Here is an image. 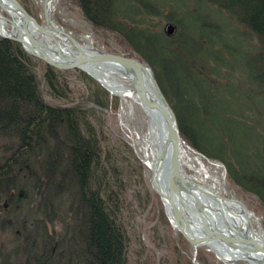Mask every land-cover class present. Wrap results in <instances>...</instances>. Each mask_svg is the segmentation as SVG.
<instances>
[{
  "label": "trees",
  "instance_id": "trees-1",
  "mask_svg": "<svg viewBox=\"0 0 264 264\" xmlns=\"http://www.w3.org/2000/svg\"><path fill=\"white\" fill-rule=\"evenodd\" d=\"M74 1L91 26L114 32L130 56L134 52L151 66L175 112L181 137L208 158L220 160L227 180L252 193L264 212V118H257L254 105L249 103L236 113L224 112L231 119L226 130L215 115L217 109L226 107L217 104L220 94L216 88L234 90V85L239 86L237 81L242 82L248 96L259 91L264 95V0H188L192 6L200 4L206 14L211 8L226 15L238 29L247 52L236 68L206 64L204 79L189 82L187 87L173 80L172 71L163 63L167 53L183 58L178 48L184 28L180 12H176L181 9L171 0L146 10L141 0H122L116 8L115 0ZM133 4L141 8L130 10ZM160 6L175 17L167 21L178 32L169 35L161 27L152 30L146 19L137 18L141 13L146 17L160 15ZM206 22L202 20V29H208ZM193 38L196 42L197 34L193 33ZM199 40L204 48L212 46L208 34ZM214 55L212 47L205 52L207 60ZM32 58L18 42L0 38V232L5 233L3 216L8 217L9 211V215L18 212L16 229L22 232H13L11 249L19 245L12 249L15 258L8 259L0 251V264H130L128 236L119 219L122 172L87 117L95 108L84 104L105 109L106 92L77 70L93 88L87 101L50 104L43 97L42 86L51 96L62 99H66L69 86L62 79V70L35 58L43 65L38 78ZM249 121L255 126L246 129ZM137 167L142 171L140 165ZM28 184L30 192L25 190ZM23 207L25 216H31L32 209V219L20 216ZM160 218L165 221L161 210ZM55 222L59 223L57 230ZM178 234L185 255L175 248L174 264H193L190 245ZM209 257L214 258L198 250L196 260L209 264Z\"/></svg>",
  "mask_w": 264,
  "mask_h": 264
},
{
  "label": "rangeland",
  "instance_id": "rangeland-1",
  "mask_svg": "<svg viewBox=\"0 0 264 264\" xmlns=\"http://www.w3.org/2000/svg\"><path fill=\"white\" fill-rule=\"evenodd\" d=\"M17 1L39 23H43L42 0ZM120 1L122 0H115V8L117 6L120 7ZM141 1L146 3V5H143V10H146L148 7L151 8L153 5L165 4L170 0ZM171 1L175 7L178 6L176 9H181L176 12H180L179 17L182 19L184 28L182 32L183 39L178 48L183 53V58L180 59L178 55L174 57L172 53L171 57H169L170 53H167V56H165L167 60L163 61L165 66L172 71L173 80L182 82V84L187 87L189 82H199L201 79H204V67L206 64H211L216 68H220L224 65H231L233 68H236L243 62L247 52L245 44L243 43V39L237 35L238 29L229 22L226 15H219L211 8H208L210 10H207L208 14H206L201 10L200 4L195 3L196 5L192 6V2L188 0ZM51 2L52 3L49 4V13L54 25L74 38L77 42L89 44L93 48L101 51L129 54L120 36L109 30L91 26L83 17L74 0H52ZM140 8L141 7L135 6L134 4L130 6V10H137ZM186 9H190V11L186 12ZM0 12L6 16L1 7ZM159 12L160 15H151L150 17H146L141 13L137 18L146 19V22L152 30L161 27L164 33L167 32L169 35L178 32L179 30L176 27L172 32L169 31L171 23L167 21V18L173 19L175 17L169 14L168 9L161 7ZM202 20L207 21L208 29H202ZM4 28L6 31L10 30L7 24L4 25ZM189 33L190 35L187 38L186 35ZM193 33L197 34L196 42L191 39L193 38ZM202 34L211 36L212 46H207L205 48L201 46L199 37ZM211 47L215 50V55L211 60H207L205 52L211 49ZM130 54L132 57L140 58V56L134 52H130ZM35 58L31 60L35 65L34 72L39 78L40 72L43 70V65L37 60L38 58ZM76 71L77 70L72 69L62 70V79H64L69 86L66 99L51 96L45 87L42 86L44 99L50 104L58 105L87 101L85 98L89 93V89L93 88L87 80L82 78L81 73L90 78L93 83H96L106 92L107 107L105 109H99L95 107L94 104L88 102L84 104L88 108L91 106L95 108L96 111H94V113H88L89 115H87V117L99 137V132L101 133L100 139L103 141L104 148L108 151L112 162L120 168L122 172L124 189L123 198H121L119 219L128 236V262L130 264H174L175 248L182 254L184 247L180 244L178 231L172 226L166 211L164 212L163 204L150 187V170L144 163L146 157H144L142 149L146 145L145 134L148 123L146 111L138 102L130 98L112 95L89 74L81 70H79L81 73ZM121 80L124 85L129 86L127 80ZM234 82L239 84V86H233L234 90L227 91L224 87L216 88L220 94L218 97L220 99L217 101V104L223 103L226 107L217 109L215 115L219 118L222 127L226 130L231 125V119L226 118L224 112L233 111L236 113L240 108L245 109L246 105L249 103L254 105L257 118H264V95L262 91H259L253 96H248L242 82ZM225 91H227V95H221V92ZM254 126V123L249 121V123L245 125V128L251 129ZM189 153L187 156L185 154L182 156V161L184 162L183 168L186 170L187 174L193 177L195 182L207 183L209 185L214 184L217 189L226 196L223 188L224 183L233 196L241 200L247 206L248 210L251 212L253 227L264 241V212L258 207L255 196L248 191H243L238 184L231 180H227L225 165L220 160L207 158L204 155H200V153L196 154L193 150H189ZM192 153L198 156L200 155L199 157L204 161L209 173L212 176H216L217 179L220 180L219 182L213 183L211 179H208L207 182H202L198 178L200 175L191 170V168L198 166V163L191 155ZM188 159L190 162L187 163L186 160ZM208 159L212 162L222 163V165L218 167L213 166V164L209 163ZM137 164L140 165L142 171L138 169ZM25 190H28L27 192L31 191L29 184L28 189L25 187ZM154 195H156L157 198H155ZM27 199L30 198L27 196ZM5 207H7L6 203ZM24 207L20 212V216L32 219V209L31 212L28 213L31 216H25L23 214L25 212ZM160 210L162 211L165 221L160 218ZM9 213L10 211L7 212L8 217L3 216V218H5L3 221L5 224V233L0 232V251L4 253L8 259H11L10 257L14 259L13 250L19 245L12 247L13 250L11 249V244L13 245L12 239L14 237L13 232L17 234H22V232L16 229L18 225L17 219L19 218L18 212L12 213V215H9ZM6 223H11L9 226L10 228H6ZM28 226L30 227V224H28ZM58 228L59 223L55 222L54 229L57 230ZM20 248H22V245ZM189 250V253L192 255L194 249L190 246ZM198 250H202L206 255L211 254L214 257H209V264H231L228 261L219 259L213 252L206 248H198L197 253ZM182 255H185V253ZM0 258H2V256H0ZM9 263L14 264V261H9ZM235 264L249 263L245 260H238Z\"/></svg>",
  "mask_w": 264,
  "mask_h": 264
},
{
  "label": "water",
  "instance_id": "water-1",
  "mask_svg": "<svg viewBox=\"0 0 264 264\" xmlns=\"http://www.w3.org/2000/svg\"><path fill=\"white\" fill-rule=\"evenodd\" d=\"M5 1L12 6L10 8L18 20L0 12V38L18 42L25 53L58 70L72 69L86 73L84 67L87 66L114 67V71L129 82L130 89L135 92L137 100L159 130L160 144L153 160V169L149 168L150 187L163 204L164 212L169 208L172 213V226L194 249L192 263L198 264L197 249L206 248L224 261L229 260L220 257L218 252L233 253L230 255L249 264H264V241L253 227L247 206L233 194L228 193L229 198L226 199L211 192L184 171L181 149L183 146L191 147L181 137L175 112L165 99L149 64L118 52L85 50L74 38L52 23L49 0H42L43 23L31 16L17 0H0V3ZM5 24L9 26V31L4 29ZM169 31H172V26H169ZM59 34L66 36L72 49L58 39ZM38 36L50 39L54 47L46 45ZM200 194H203V199ZM225 199H230L241 208L245 225L242 222L230 224L225 217L220 218L223 216L221 211L214 206H207L206 201L220 204ZM231 264H235L234 260Z\"/></svg>",
  "mask_w": 264,
  "mask_h": 264
},
{
  "label": "bare ground",
  "instance_id": "bare-ground-1",
  "mask_svg": "<svg viewBox=\"0 0 264 264\" xmlns=\"http://www.w3.org/2000/svg\"><path fill=\"white\" fill-rule=\"evenodd\" d=\"M49 1H50L49 4L52 3L51 2L52 0H49ZM0 7L2 8V11L5 12L6 15H8V17L10 16L14 20H18V18H17L18 16H16L15 13L12 11V9H11L12 6H10L9 3L1 2L0 3ZM50 18H51V15H50ZM51 20H52V18H51ZM52 23H53V21H52ZM11 32L13 33V29H12ZM38 37L46 45L50 46L51 48L54 47V43L50 39H48L47 37H45V36H42V37L38 36ZM58 37H59L58 39L60 41H62L64 44H66L69 49L73 48V46H71L69 44V42L67 41L66 36L64 37L62 34H59ZM78 44H80V46L82 45V47L85 50H87V51L96 49V48H93L92 46H90L89 44H82V43H79V42H78ZM125 55L130 56L129 54H125ZM84 69H85L87 74H89L92 78L97 80L112 95H118V96L130 98V99L134 100L135 102L139 103V101L137 100V98L135 96V92L133 90H131L129 86H126V85L123 84V82L121 80V79H123V77L120 74H118V73H116L114 71V67L98 66V65L95 66L94 65V66L84 67ZM146 113H147V116H148V119H147V122H148L147 123V131H146V134H145L146 145L142 149H143L144 157H146L144 163L146 164V166L148 168L153 169V165H154V163H153L154 161L153 160H155L154 158H156L155 156L157 154L156 153L157 152V148H158V145L160 144V141H159V130L157 128V125H156L155 121L150 117L149 113L147 111H146ZM184 149L185 148L183 146V149H181L182 150L181 159H182V156L184 154L187 156L188 153H189V150H184ZM191 155L193 156L194 160L198 163V166L194 167V168H191L190 166H188V167L191 168L192 171H195V172H197L200 175V176H198V178L202 182H207L208 179H211V181L213 183L220 181V180L217 179L216 176H212L209 173L207 166L204 164V161L200 159V157H199L200 155L198 156L195 153H192ZM186 162L188 163V162H190V160L188 159V160H186ZM181 163H182V167H183V163L184 162L181 161ZM209 163L213 164V166H217V167L219 166V164H217L215 162H212V161H209ZM184 171H186V170L184 169ZM189 177L192 180L194 179L190 175H189ZM201 184L205 185L204 188L210 190L211 192H216L220 196H222V197H224L226 199L229 198L228 193L232 194L230 192V190L227 189V186L224 183H223V188H224V193L226 194V196H224L217 189V187L214 184H211V185H209L207 183L206 184L205 183H201ZM200 197H201V199H203V194H200ZM226 199L225 200H221L220 204H217V202H213L211 200L206 201L207 202V206L208 207L214 206L216 209L221 211L223 213V216H220V218L221 217H225L227 219V222H229L230 224H233V223L234 224H239V223L242 222L241 224L245 225L244 221H243V217H242L241 208L237 204L232 202L230 199L229 200H226ZM167 211H166V214H167L169 220H171V222H173V215L170 212L169 208H167ZM173 227H175V226H173ZM257 235L259 236V238L262 239V237L259 234H257ZM230 254H233V253H230ZM230 254L227 251H225V252L222 251V253L218 252V255L220 257H222L224 259L227 258L225 260H229L228 262H230V263L234 260V263H235L236 260H238L237 257H234L233 255H230Z\"/></svg>",
  "mask_w": 264,
  "mask_h": 264
}]
</instances>
